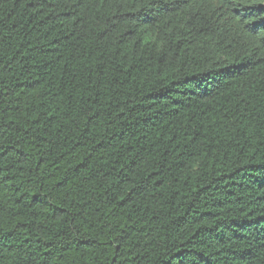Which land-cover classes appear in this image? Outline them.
Returning <instances> with one entry per match:
<instances>
[{"label": "trees", "instance_id": "trees-1", "mask_svg": "<svg viewBox=\"0 0 264 264\" xmlns=\"http://www.w3.org/2000/svg\"><path fill=\"white\" fill-rule=\"evenodd\" d=\"M0 264H264V0H0Z\"/></svg>", "mask_w": 264, "mask_h": 264}]
</instances>
